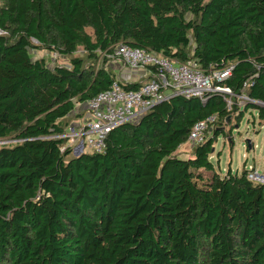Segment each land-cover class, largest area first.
<instances>
[{"label":"trees","instance_id":"16d2710c","mask_svg":"<svg viewBox=\"0 0 264 264\" xmlns=\"http://www.w3.org/2000/svg\"><path fill=\"white\" fill-rule=\"evenodd\" d=\"M0 32V264H264V184L212 161L234 111L264 126V0H1ZM117 44L204 73L232 66V104L172 97L111 130L104 152L74 155L59 136L116 79Z\"/></svg>","mask_w":264,"mask_h":264},{"label":"built area","instance_id":"2783aa9c","mask_svg":"<svg viewBox=\"0 0 264 264\" xmlns=\"http://www.w3.org/2000/svg\"><path fill=\"white\" fill-rule=\"evenodd\" d=\"M107 58L110 59L109 62L120 61L132 71L143 70L146 73V70H150L151 78L142 82L137 90L124 89L120 80L115 79L109 89L84 103V116L72 121L59 136L65 140V147H69L74 155L104 152L105 139L111 130L124 123L136 122L154 105L172 97H198L204 100L209 94L217 92L221 93L228 106L232 104L233 92L221 84L230 76L232 66L204 73L193 59L175 63L167 57L126 44L113 46ZM237 98L238 105L249 100L244 95ZM216 119L215 115H211L196 122L189 131L187 143L192 148L201 144L205 136L212 132ZM248 169L249 179L264 184L263 173L252 170V167Z\"/></svg>","mask_w":264,"mask_h":264},{"label":"rangeland","instance_id":"374dc122","mask_svg":"<svg viewBox=\"0 0 264 264\" xmlns=\"http://www.w3.org/2000/svg\"><path fill=\"white\" fill-rule=\"evenodd\" d=\"M88 32L91 33V30L88 29ZM82 53L83 50L79 48L74 55ZM31 54L33 59L44 58L52 66L65 65L68 62L63 57H54L48 51H32ZM242 112L243 109L234 111L231 115L230 123L225 127L230 131L227 137H223L222 133L219 134L214 144L212 161L215 169L222 173L228 169V166L232 172H240L243 165H246V169L253 166L252 170L264 174V126L259 125L255 109H248L244 114ZM189 152L186 145L178 149L180 155Z\"/></svg>","mask_w":264,"mask_h":264},{"label":"crops","instance_id":"0c3cea01","mask_svg":"<svg viewBox=\"0 0 264 264\" xmlns=\"http://www.w3.org/2000/svg\"><path fill=\"white\" fill-rule=\"evenodd\" d=\"M108 69L110 70V72L112 73L113 76H115L116 79L126 83H142L144 81H147L151 78V74H150V70H146V73L143 70H139V71H132L129 68H127L124 64H122L120 61H112L108 63ZM86 111V107L85 104H79L76 105L75 110L72 112V114H80V118L82 116H84ZM78 119H74V121L79 120ZM71 123V122H70ZM69 123V124H70ZM183 145L188 146L190 152L192 147L187 143L182 144L178 149H180ZM178 152V150H177ZM190 152L187 154H182L179 156L181 158H187L190 155ZM243 167H246V165H243ZM253 167V166H252Z\"/></svg>","mask_w":264,"mask_h":264}]
</instances>
